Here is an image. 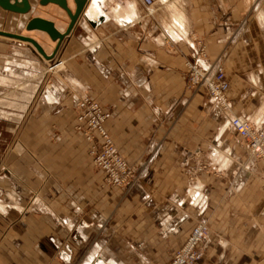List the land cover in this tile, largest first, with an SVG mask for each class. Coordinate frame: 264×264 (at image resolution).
Segmentation results:
<instances>
[{"label":"crops","instance_id":"1","mask_svg":"<svg viewBox=\"0 0 264 264\" xmlns=\"http://www.w3.org/2000/svg\"><path fill=\"white\" fill-rule=\"evenodd\" d=\"M29 1L26 15L0 8V30L32 37L50 55L56 43L26 25L41 17L64 32L70 19L56 4ZM156 6L89 0L85 16L96 26L82 15L63 41L54 58L62 70L33 91L29 134L0 154L8 165L1 194L22 201L41 186L45 192L24 216L0 212V264H73L81 255L85 264H170L201 221L210 233L198 264H264V162L230 123L235 115L264 125V0ZM199 43L212 72H225L229 114L188 87L186 63ZM41 56L0 36V81L34 75L48 61ZM83 97L111 113L105 127L133 168L131 186H106L93 168L76 129ZM202 158L209 172L196 170Z\"/></svg>","mask_w":264,"mask_h":264},{"label":"built area","instance_id":"2","mask_svg":"<svg viewBox=\"0 0 264 264\" xmlns=\"http://www.w3.org/2000/svg\"><path fill=\"white\" fill-rule=\"evenodd\" d=\"M145 10L151 12L163 0H138ZM206 48L201 43L187 61L188 87L203 89L209 100L224 113H230L232 104L227 97L230 88L225 72L217 67L214 72L205 62ZM60 64V62L54 64ZM78 125L90 144V155L96 168L102 171L107 182L113 187H129L133 183L134 171L124 159L105 128L110 113L88 97L76 101ZM232 128L249 153L264 161V125L257 126L249 118L233 115ZM202 171L203 169H198ZM209 228L205 222H199L192 230L185 244L174 255L171 264H197L205 254Z\"/></svg>","mask_w":264,"mask_h":264},{"label":"rangeland","instance_id":"3","mask_svg":"<svg viewBox=\"0 0 264 264\" xmlns=\"http://www.w3.org/2000/svg\"><path fill=\"white\" fill-rule=\"evenodd\" d=\"M139 4L141 7H143V5L140 2ZM121 6L122 5L119 3V7ZM156 7L157 6H155V8ZM201 44L204 46L203 43ZM55 63H57L56 59L52 61H47V63H40L37 67V72H35L34 75L30 74L26 76L24 74L23 78L21 80H18L20 82H17V84H16L15 79L10 80L5 83L4 81L3 82L0 81V154H2L3 152H6L7 150L8 151L12 150L14 145L16 144V140L20 138V136L29 134L30 127L27 126V122L29 121L30 116H31L30 114H31V108L33 105V100L34 99L37 100V98L39 97V95H37L36 93L33 94V91L35 92V89H37V91H41L42 89H45L47 86L48 77L53 75L55 72L62 70L63 68L62 65L60 67H58V65H55L54 68L52 69V66ZM31 76H34V77L31 78ZM77 114H78V111H77ZM110 117H111V113H110ZM88 145H89V154H90V144L88 143ZM209 163L210 162H206V160H204L203 158L196 160L195 168L197 171L198 169L202 168L203 170L200 172H209L211 169V166ZM92 166L95 170L102 173V175L104 176L105 185L109 187H113L107 182L105 174L95 167L93 160H92ZM5 168L8 169V165H5V161L2 159L0 160V169H5ZM133 180H134V176H133ZM43 195H45L43 186H41L38 191L32 192L31 196L29 195L28 198L22 201H19L17 197L11 196L7 192H2L0 196V212L1 213L6 212V214L12 215V216L15 214H21V215L28 214V212L30 213L34 211L36 207H39L40 205L39 201L42 199ZM11 208H14V209H11ZM203 222H205L209 228L208 223L206 221H203ZM209 233H210V228H209ZM83 258H84L83 255L79 256L74 261L73 264H85V263H81ZM172 260H171V263H172Z\"/></svg>","mask_w":264,"mask_h":264},{"label":"water","instance_id":"4","mask_svg":"<svg viewBox=\"0 0 264 264\" xmlns=\"http://www.w3.org/2000/svg\"><path fill=\"white\" fill-rule=\"evenodd\" d=\"M12 1L14 2L12 3ZM88 1L89 0H73L75 4V9L72 10L69 6V0H40L39 3L42 6H46L50 3L56 4L67 13L70 19L69 25L64 32H61L56 27V24L53 21L41 17L32 18L31 20H29L28 24L26 25L27 31L37 30L44 32L50 37V39L53 42L56 43L55 50L50 55L46 53L42 45L36 39L30 36L5 32L1 30H0V36L13 38L30 43L36 48V50L39 52L40 55H42L48 61H52L55 58L56 54L58 53V50L62 45L63 41L65 40V38L72 33L79 19L82 17ZM0 8L8 12H12L20 15H26L31 11L32 6L29 0H0ZM90 24L96 26L94 22L90 21Z\"/></svg>","mask_w":264,"mask_h":264},{"label":"bare ground","instance_id":"5","mask_svg":"<svg viewBox=\"0 0 264 264\" xmlns=\"http://www.w3.org/2000/svg\"><path fill=\"white\" fill-rule=\"evenodd\" d=\"M87 8H88V6H87ZM92 9L97 10V9H98V6H97L96 4H92ZM98 10H99V9H98ZM85 11H87V10H85ZM85 11H84V13H83V17H84L85 19H87L89 22L92 21V20H89V19L87 18V16H89V15L85 16ZM102 16H104V15L99 16L98 19H100ZM98 21H99V20L94 21V22H98ZM42 57H43V56H42ZM93 264H94V263H93ZM99 264H100V263H99Z\"/></svg>","mask_w":264,"mask_h":264}]
</instances>
